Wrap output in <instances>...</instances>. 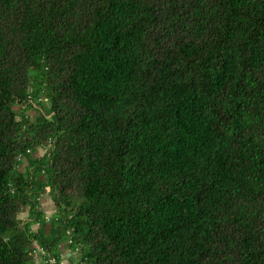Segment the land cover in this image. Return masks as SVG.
<instances>
[{"label":"trees","instance_id":"1","mask_svg":"<svg viewBox=\"0 0 264 264\" xmlns=\"http://www.w3.org/2000/svg\"><path fill=\"white\" fill-rule=\"evenodd\" d=\"M35 252L264 264V0H0V264Z\"/></svg>","mask_w":264,"mask_h":264},{"label":"rangeland","instance_id":"2","mask_svg":"<svg viewBox=\"0 0 264 264\" xmlns=\"http://www.w3.org/2000/svg\"><path fill=\"white\" fill-rule=\"evenodd\" d=\"M35 112L34 111H31L30 112V115H34ZM44 153H46V149H40V151H38V154L35 155V156H42L44 155ZM28 163L25 162L24 165L22 166L21 170H23ZM48 191V189H47ZM40 204H41V208L42 210L45 211L47 217H51V215L53 214V212L56 210V206H55V203L52 199V196L49 192H47L41 199H40ZM19 217L23 220H26L28 218V211H25L23 212L22 214L19 215ZM38 226L37 225H34L33 229H37ZM32 247H34L35 249L38 248L37 246V243H33ZM64 251H66L67 249L63 248ZM38 252H35L34 255H35V261L36 263L38 264L40 262L41 259L40 256H38L37 254ZM78 256V255H77ZM75 260V259H74ZM62 264H70V260H68L66 257H64V260L62 262ZM74 264H77V263H74Z\"/></svg>","mask_w":264,"mask_h":264},{"label":"crops","instance_id":"3","mask_svg":"<svg viewBox=\"0 0 264 264\" xmlns=\"http://www.w3.org/2000/svg\"><path fill=\"white\" fill-rule=\"evenodd\" d=\"M64 255H65L67 258H69V257H71L72 254L69 253L68 251H65ZM63 260H64V258H63Z\"/></svg>","mask_w":264,"mask_h":264}]
</instances>
